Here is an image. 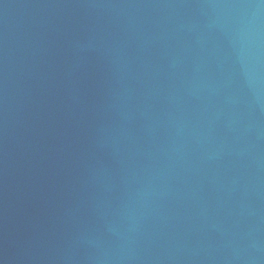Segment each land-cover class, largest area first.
Segmentation results:
<instances>
[{
    "label": "water",
    "instance_id": "95a60500",
    "mask_svg": "<svg viewBox=\"0 0 264 264\" xmlns=\"http://www.w3.org/2000/svg\"><path fill=\"white\" fill-rule=\"evenodd\" d=\"M0 264H264V0H0Z\"/></svg>",
    "mask_w": 264,
    "mask_h": 264
}]
</instances>
